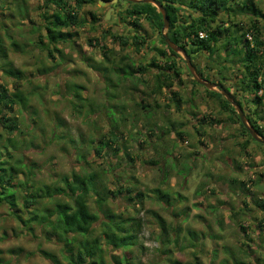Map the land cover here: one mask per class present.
Segmentation results:
<instances>
[{"label":"rangeland","instance_id":"rangeland-1","mask_svg":"<svg viewBox=\"0 0 264 264\" xmlns=\"http://www.w3.org/2000/svg\"><path fill=\"white\" fill-rule=\"evenodd\" d=\"M46 1L0 0V41L6 55L3 60L0 53V85L10 93L21 90L28 97L27 109L16 107L11 114L19 133L10 136L0 128L5 139L17 144L19 151L14 155L23 157L26 164L18 179L28 180L30 186L53 188L62 186L65 176L89 171L96 172L98 182L110 191L128 188L143 193L144 202L136 208L125 193L108 203L112 213L142 224L130 252L137 263L224 264L226 260L232 263L230 254H234L257 264L256 259L264 256V212L255 204L264 199V161L257 162L247 152V143L263 149L264 145L250 140L238 116L223 113L219 98L193 84L184 60H178L180 76L170 89L181 100L179 110L168 89L152 94L156 84L153 70L134 78L116 72L124 63L148 65L156 56L155 49L165 48L146 19L141 24L147 43L139 53L132 47L122 50L112 41L110 33L133 34L119 15L127 6L123 0L104 7L99 4L102 0L83 3L78 15L87 20L86 26L73 29V42L59 45L60 53L51 57L37 46L42 15L54 11L51 5L44 9ZM65 1L76 7L75 0ZM255 2L264 13V0ZM109 6L118 11L111 12L106 21ZM93 14L99 19L96 23ZM181 15L185 19L188 12ZM251 18L238 15L234 21L246 29ZM221 21L228 22L226 15H221ZM259 27L264 34V19ZM230 29L237 37L236 29ZM225 45L226 39H221L214 56L199 54L190 60L197 72L217 85V93L221 95L223 89L218 85L223 84L237 98L233 86L245 72L229 64L234 60ZM7 68L21 71L23 80L16 82L6 75ZM77 86L82 88L80 100ZM245 96L248 101L252 98L247 92ZM143 100L149 106L146 109L140 106ZM256 106L251 101L250 108ZM256 121L264 129V121ZM115 126L118 143L98 156L91 140L108 135ZM233 180L248 184V192L238 183L232 184ZM158 191L169 195L170 201L158 200ZM93 199L91 211L104 221V211L99 213ZM47 204L53 208L52 203ZM9 213L7 205L0 206V264H52L40 251L52 253L66 264L62 244L47 239L36 226L26 230ZM158 218L171 232L169 244L161 235Z\"/></svg>","mask_w":264,"mask_h":264},{"label":"trees","instance_id":"trees-1","mask_svg":"<svg viewBox=\"0 0 264 264\" xmlns=\"http://www.w3.org/2000/svg\"><path fill=\"white\" fill-rule=\"evenodd\" d=\"M86 1L75 0L76 7H71L65 0H47L44 9H51L49 7L51 5L54 11L51 15L48 12L42 15L43 23L39 28L41 37L37 43L38 48L53 57L54 52L60 53L57 49L59 45L73 42L76 35L71 31L83 28L87 23L86 19L81 20L78 15L79 9ZM102 1L110 2L109 0ZM157 1L165 8L170 20V28L167 31L168 38L172 43L183 48L191 60L193 55L198 56L199 54H205L211 58L221 39H226L224 47L228 49L225 51L234 60L229 64H236L245 72V75L239 80L240 87L245 94L247 92L252 95V103L257 105L256 107L264 106V34L263 29L259 27L260 20L264 19V13L258 8L255 0ZM183 11L188 12L185 19L181 17ZM120 13V16H124L123 22L130 26V33L133 34L128 36L110 33L109 35L122 50L132 47L139 53L144 49L147 38L142 35V19L148 20L157 30L165 48L155 49L156 56L151 59L148 65L142 64L135 67L124 63L123 67L116 69V72L124 78H134L136 74H145L151 69L155 73L156 83L152 94L160 95L165 88L170 92L173 82L178 81L180 76L181 62L178 60L183 59L166 45L162 37L161 30L164 28L162 14L151 4L129 2L122 11V15ZM223 14L228 18L227 23L219 22ZM238 15L252 17L250 25L246 29L235 23L234 19ZM92 21L96 23L99 19L93 14ZM228 24H232L231 27L236 29L237 37L232 36L231 27L229 28ZM200 33H203L205 37L201 38ZM248 36H251L252 39L249 40ZM14 46L16 45L14 44ZM102 50L105 51L106 48L102 47ZM0 53L4 60L6 55L1 41ZM122 60H127V57ZM4 73L16 82L23 80L24 74L21 71L7 68ZM198 73L203 80L210 82L200 70ZM192 82L195 86L203 87L194 80ZM219 87L230 92L223 84H219ZM203 88L210 97L220 99L221 110L230 111L237 116L235 109L222 95ZM80 90H82L81 87H75L76 98L79 100L82 99ZM170 95H173L172 100L179 110L181 100L176 99L177 94L172 90ZM231 97L243 109V104L236 98V95L232 94ZM140 106L143 109L149 107L144 105V100ZM16 107L22 110L27 109L28 97L21 90L16 89L10 93V90L5 86L0 85V128L6 129V134L10 136L19 133L17 120L11 117V114L15 113ZM246 119L259 136L264 138V129L259 125V122L248 115H246ZM237 120L243 132L249 136L250 140L255 141L238 117ZM257 120L263 122L264 116L258 117ZM116 131L118 128L115 126L108 135H100L98 140L97 138L91 140V145H96L95 152L98 156L118 143L119 136ZM178 136H183V134L178 133ZM16 145L12 139H5V136L0 133V206L7 205L9 215L18 221L21 227L33 231V227L36 226L47 239H56L62 244V255L66 264H142L137 263L130 255L132 248L137 244V234L142 229V224L132 217L126 218L124 215L112 213L108 208V203L112 197L117 199L125 193L128 195V201L133 203L136 208L142 206L144 202L145 195L143 193L135 194L128 188H124V191L122 189H118L117 192L110 191L104 184L98 182L99 176L96 172L89 171H83V174L74 172L71 176L63 177L60 187L30 186L28 180L20 181L18 179V176L25 172L26 164L23 162V157L14 155L19 151ZM79 158L89 165L84 155ZM130 161L132 160L130 159ZM237 183L235 180L232 181V184ZM238 184L241 189L248 192V184L243 182ZM158 192V200L170 201L169 195L161 191ZM92 198H94L99 213L104 211V221L97 213L91 211L90 200ZM47 202L52 203L53 208H50ZM255 204L264 212V199L255 201ZM158 223L164 241L169 244L171 232L167 224L161 218H158ZM240 228L245 230L243 226ZM190 235L193 238L194 234L190 233ZM40 255L52 264H63L52 253L40 251ZM230 255L233 262L226 260L224 264H252V262L247 263L237 258L234 254ZM256 262L264 264V256L258 257ZM172 264L180 263L173 261Z\"/></svg>","mask_w":264,"mask_h":264},{"label":"water","instance_id":"water-1","mask_svg":"<svg viewBox=\"0 0 264 264\" xmlns=\"http://www.w3.org/2000/svg\"><path fill=\"white\" fill-rule=\"evenodd\" d=\"M118 0H113L110 3L104 2V1H99V4L104 7L106 5H112V4H116ZM129 3H133V4H151L153 6H155L159 12L162 14L163 17V24H164V28L161 30L162 33V37L166 43V45L177 55H182L183 60L185 61V64L187 66V69L190 72V75L193 77V80L196 81L199 85L205 87L208 90L211 91H215L217 89V85L207 82L205 80H203L198 72L195 70V68L193 67L191 60L189 58V56L187 55V52L175 45L174 43H172L170 41V39L168 38L167 33H165V31L169 30L170 28V20L168 18L167 12L165 10V8L161 5L160 2H158L157 0H125ZM114 11V8H110V10L107 12L105 20L107 21L108 19L111 18V12ZM221 95L231 104V106L235 109L237 116L240 120V122L242 123V125L244 126V128L249 132V134L251 135V137L258 143L263 144L264 145V138H261L259 136V134L257 133V131L254 129V127H252L248 120L245 117L244 111L243 109L234 101L233 97H231V95L226 92L225 90L221 91Z\"/></svg>","mask_w":264,"mask_h":264},{"label":"crops","instance_id":"crops-1","mask_svg":"<svg viewBox=\"0 0 264 264\" xmlns=\"http://www.w3.org/2000/svg\"><path fill=\"white\" fill-rule=\"evenodd\" d=\"M233 87L235 89V93H237V95H238L237 99L240 100V102L243 104V111L246 115H248L253 120L258 119V117L264 116V108L261 111L257 110V108H259V107H257L256 109L250 108V103H251L253 97L250 98L251 100L248 101L246 96H245L246 94H244V92L242 91V87H240L239 83ZM237 87H240L241 89H237ZM223 113H229V115H230L231 112L225 111ZM245 140H248V139H245ZM260 145H263V144H260ZM247 152H249L250 154H253L252 156H253V158H255V160L257 162L264 161V149L262 147H259V145H257V146L253 145L251 142L247 143Z\"/></svg>","mask_w":264,"mask_h":264},{"label":"built area","instance_id":"built-area-1","mask_svg":"<svg viewBox=\"0 0 264 264\" xmlns=\"http://www.w3.org/2000/svg\"><path fill=\"white\" fill-rule=\"evenodd\" d=\"M200 37H201V38H204V37H205V35H204L203 33H200ZM248 39H249V40H251V39H252V37H251V36H248Z\"/></svg>","mask_w":264,"mask_h":264},{"label":"flooded vegetation","instance_id":"flooded-vegetation-1","mask_svg":"<svg viewBox=\"0 0 264 264\" xmlns=\"http://www.w3.org/2000/svg\"><path fill=\"white\" fill-rule=\"evenodd\" d=\"M118 1H120V0H118ZM123 1H125V0H123ZM126 2V1H125ZM127 3V2H126ZM110 8H111V6H109ZM116 7V6H115ZM115 10V12H117L118 10L117 9H114ZM158 34V33H157ZM159 37V36H158ZM161 37H159V39H160ZM187 49H188V47H186ZM219 86V85H218Z\"/></svg>","mask_w":264,"mask_h":264}]
</instances>
